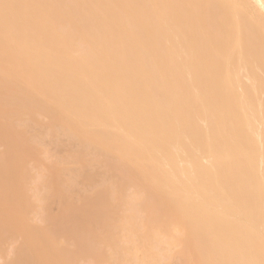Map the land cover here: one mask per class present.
Returning a JSON list of instances; mask_svg holds the SVG:
<instances>
[{"label": "bare ground", "instance_id": "6f19581e", "mask_svg": "<svg viewBox=\"0 0 264 264\" xmlns=\"http://www.w3.org/2000/svg\"><path fill=\"white\" fill-rule=\"evenodd\" d=\"M0 119V181L26 237L8 250L0 220L3 264H51L65 237L68 264H100L99 233L134 240L139 264H264V0H0ZM45 139L72 167L47 160L48 191L28 194Z\"/></svg>", "mask_w": 264, "mask_h": 264}, {"label": "rangeland", "instance_id": "374dc122", "mask_svg": "<svg viewBox=\"0 0 264 264\" xmlns=\"http://www.w3.org/2000/svg\"><path fill=\"white\" fill-rule=\"evenodd\" d=\"M2 121H3V120L0 119V123H1V124L3 123ZM36 127H37V125H35V129H37ZM33 128H34V127H33ZM39 128H40V127H39ZM27 129H29V131H30L32 128H31V129H30V128H27ZM27 129H26V130H27ZM26 130H25V131H26ZM32 130H33V129H32ZM34 131H35V130H34ZM26 132H27V131H26ZM26 132H24V134H22V136L24 135V137H25V136H27V135L29 134V133L27 132V135H25ZM30 132H31V131H30ZM31 134H33V132H31ZM44 135H45V134H44ZM44 135L41 134L42 137H43ZM24 137H23V138H24ZM27 137H29V136H27ZM27 137H26V138H27ZM47 137H49V136H46V138H47ZM44 138H45V137H44ZM44 138H43V141H44ZM50 138L54 139L52 136H50ZM50 138H48V140H49ZM24 139H25V138H24ZM41 139H42V138H41ZM41 139H40V140H41ZM62 139H63V138H62ZM50 140H51V139H50ZM43 141H41V142H43ZM51 141H52V140H51ZM53 141H54V140H53ZM45 142H47L46 139H45ZM47 143H48V144L45 145V146L43 145V144H45V143L42 144V145L44 146V148H45V150H44L43 146L41 147V148L43 149V151H42V149H39L40 147H38V151L41 150L42 152H46V153H47V154H41V155H45V156H44L45 159H43L41 156H39V157L41 158V160L43 159V160H42V163L40 164L39 162L36 161V162H37V164H36L35 161L33 162V160L30 159V160H32V163H33V164L30 163V164L27 165V166H29V169H30V175L32 176L31 179H33V181H34V182H31V179H29L30 181H28V184H29V185L27 184V187L29 186V189L27 188V189H28V191H27L28 194H30V193H34V192H32V191H33V188L35 189V185H36V188H38V191H36L37 189L34 190V191L39 192V191L41 190V191L39 192V194H40V193H41V195H42V194H43V195L46 194L45 191L47 190L48 187H47V186H44V187H43L42 184H35V179H37L38 177H39V179H40L41 175L43 176V174H45V173L47 174V169H48V167H46L47 169H45V165H43V163L46 162L47 160H48L47 162H49V161L52 162V160H55V158H56V161H57L58 159H61V163H59L60 161L58 162L59 165H62V166H60V167H64V166H66V167H68V168H69V166L72 167V165H71L72 163H71V162H68V160L65 161V159H63V157L69 159L68 157H66V152H68L67 149H68V146H69V145H68L67 147H66V145H64V146H61V147L56 148L58 145H57L56 147H53V146H55V145H53V144L50 145V144H49L50 142H47ZM53 143H54V142H53ZM38 144H39V143H37V146H38ZM40 144H41V143H40ZM65 144H68V142L65 143ZM61 145H62V144H61ZM40 146H41V145H40ZM4 147H5V146L0 145V151H4ZM1 148H2L3 150H2ZM60 148H61V149H60ZM69 149H70V148H69ZM47 150H48V151H47ZM39 152H40V151H39ZM69 152H70V150H69ZM40 153H41V152H40ZM64 153H65V154H64ZM48 154H49V155H48ZM67 154H68V153H67ZM52 155H53V156H52ZM37 156H38V155H37ZM37 156H36V157H37ZM47 156H48V157H47ZM39 157H38V158H39ZM36 159H37V158H35V160H36ZM50 159H51V160H50ZM62 159H63L64 161H62ZM30 160H29L28 162H30ZM44 160H45V161H44ZM63 162H64V164H63ZM67 162H68V163H67ZM39 164H40V165H39ZM35 165H39V166L36 167ZM59 165H58V167H59ZM46 166H48V165L46 164ZM49 166H50V165H49ZM76 166H77V165H76ZM60 167H59V168H60ZM74 167H75V165H74ZM77 167H80V166H77ZM77 167H75V168L77 169ZM88 167H89V166H88ZM88 167H87V168H88ZM90 167H91V166H90ZM69 169H70V168H69ZM89 169H90V168H89ZM91 169H92V167H91ZM44 170H45V171H44ZM62 170H63V171L61 172V174H62L63 172H64V173H63V175H61V176H63V177H61V178H64V179H60L58 188H59V187H64V186H66V184L68 183V182H67V181H68V180H67V179H68L67 177L69 176V174H68V176H64L65 173H66V175H67V172H66V170H64V169H62ZM48 171H49V170H48ZM37 173H40L41 175L39 176V174H37ZM48 173H49V172H48ZM37 175H38V176H37ZM34 177H36V178H34ZM65 177H66V178H65ZM70 178H71V177H70ZM73 178L75 179V178H77V177H73ZM73 178H71V180H74ZM1 179H2V181H4V178H3V177H2ZM39 179H38V180H39ZM64 180H67V181H66V184H62V183H65ZM71 180H69V181H71ZM79 180H80V179L77 178L76 182L78 183ZM2 181H0V220H1V221L4 220L6 224H10L11 222L9 221L10 218L8 217V216H9V213H8L7 207L13 202L14 199H11L10 196H9V193H8V191H7V183H6L5 181H4V183H3ZM36 181H37V180H36ZM61 181H62V182H61ZM29 182H30V183H29ZM60 182H61L62 185H60ZM74 182H75V180H74ZM76 182H75V183H76ZM69 183H70V182H69ZM71 183H72V182H71ZM77 183H76V185H77ZM73 184H74V183H73ZM79 184H80V183H79ZM38 185H39V186H38ZM63 185H64V186H63ZM76 185L74 184V186H76ZM81 185H82V183H81L80 185H78V187L80 186V188H81ZM30 186H31V187H30ZM41 186H42V187H41ZM72 186H73V185H72ZM72 186H71V187H72ZM74 186H73V187H74ZM82 186H83V185H82ZM73 187L70 188L71 190L68 189V190H69V191H68V195H70V196L75 195V192H73V190H74ZM80 188H79V189H80ZM86 188H87V187H86ZM75 190H76V192H77L78 188H77V189L75 188ZM29 191H30V192H29ZM47 191H48V190H47ZM71 192L73 193V195H71ZM14 194H17V193L14 192ZM34 194H35V193H34ZM34 194H33V195H34ZM36 196H37V194H36ZM32 197H33V196H32ZM39 197H40V196H39ZM73 197L75 198L76 196H73ZM35 198H36V197H35ZM35 198H34V201H36ZM37 198H38V196H37ZM16 199H19V198L16 197ZM32 199H33V198H32ZM74 200H75V199H74ZM76 200H77V199H76ZM76 200H75V201H76ZM54 201H55V200H54ZM54 201L52 200V202H54ZM37 202H38V201L34 202V204L36 203L37 205H39ZM52 202H51V203H52ZM55 202H57V201H55ZM77 202H78V201H77ZM77 202H76V203H77ZM51 203H49V207L51 206V207H52V210H53V211H51V213H53V212L56 211V213L59 214L58 212H60V208L57 209V207H58L57 204H53V203H52L53 205H51ZM57 203H58V202H57ZM72 203H73V202H72ZM76 203H75V204H76ZM36 204H35V206H36ZM58 204H59V203H58ZM75 204H74V205H75ZM56 206H57V207H56ZM38 208H39V207H38ZM38 208H37V206L34 207V209H38ZM34 209L32 208L33 212L30 210L32 214H31V213H30V214H29V213H28V214L26 213V216L29 217V218H28V219H29L28 222H29V224L31 225V228H32V230H30V231H34V232H35L34 234H36V235L38 236V238L40 239V242H41V243H45V242L47 241V238H48V235H46V234H48V232H47V228H46L48 225H47V222H46V221H41V220H40V219L42 218V213H40L41 210L38 209L40 212L37 211V212H38L37 216L33 215V214H35V213H34V211H35ZM49 209H51V208H49ZM49 209H48V210H49ZM56 209H57V210H56ZM35 212H36V211H35ZM49 212H50V211H49ZM56 213H54L53 216H55ZM7 214H8V215H7ZM70 214L73 215L72 213H70ZM68 215H69V214H68ZM68 215H67V218H65V219H68V218H71V217H72L71 215H69V217H68ZM70 216H71V217H70ZM40 217H41V218H40ZM34 218H35V219H34ZM39 218H40V219H39ZM116 218H118V220H117ZM69 220H70V219H69ZM69 220H68V222H69ZM72 220H73V217H72ZM116 220H117V221H116ZM49 221H50V220H49ZM49 221H48V222H49ZM70 221H71V220H70ZM114 221H116V222H114ZM119 221H121V222H119ZM53 222H54V223L56 222L55 219H54V221L50 222L49 224H51V223H53ZM69 223H70V222H69ZM69 223H68L67 226L70 225ZM72 223H73V222H72ZM72 223H71V224H72ZM113 223H116V224H113ZM120 223H121V225H122V218H121L119 215H118V216H115V217H114V220L111 221V224H112L111 228H113L114 230H116L115 233L113 232V233H114V235H113L114 237H115L116 235H119V234L122 232V228H121ZM57 224H58L57 222H56L55 225L52 224V226H54L56 229H55L54 227H52L51 225H49V227L54 228V230L52 229L53 231H56V230H58V229H59L58 231H61V230H60V225L57 226ZM115 225H116V226H115ZM67 226H66V228H67ZM72 226H73V225H72ZM114 226H115V228H114ZM9 227H10V230H11V231H9V232L12 233V234H11L12 236L9 238V235H7V234H10V233L5 232V235H7V237H8L9 239L7 240V239H6V236H5V237H4L5 239H3V240L8 241V243H5V241L2 240V242H4L5 244H8V247H7V245H6V246L4 245L7 249H8V248H9V249H12V247H15V246H13V245H18V244H20V243H24V242H26V237H25L23 234L21 235V233L17 231V227H16L15 224L11 223V224L9 225ZM49 227H48V228H49ZM61 227H62V226H61ZM64 227H65V226H64ZM38 228H39V229H38ZM41 228H42V229H41ZM68 228H69V227H68ZM68 228H67V229H68ZM70 228H71V231H72V230H73V229H72L73 227L70 226ZM70 228H69V229H70ZM50 229H51V228H50ZM62 229H63V227H62ZM113 229H112V231H114ZM39 230H40V231H39ZM64 230H65V228L63 229V231H64ZM117 230L119 231V234L117 233V232H118ZM63 231H62V232H63ZM65 231H67V230H65ZM65 231H64V232H65ZM56 232H57V231H56ZM64 232H63L62 235H60L59 237L63 236V234H66V233H64ZM137 232H138V231H137ZM6 233H7V234H6ZM69 233H70V232H69ZM138 233H139V232H138ZM141 233H142V232H141ZM67 234H68V233H67ZM67 234H66V235H67ZM70 234H71V233H70ZM70 234H69V235H70ZM20 235H21V237H20ZM99 235H100V236H99ZM99 235H98V236H99L100 240H102L101 243L99 244V246H100V248H101L102 250H105V249H106V250H105L106 253L103 252V253H104V257H103V259H102L103 262L101 261L100 264H102V263H103V264H104V263H105V264H111L112 257H113V260H114V262H112L113 264H121V263L124 264V263H123V259L120 258V257H121V256H120V255H121V254H120V251H121V250H122V251H121L122 254L124 255V258L127 257V261H126V258H125V261H124L125 264H126V263H129V264H139V263H138V260L140 259V257H141L142 254L140 253L141 255H139V252H140V251H139V249L137 248V247H139V245H135V244L133 245V243L135 242L134 240H130V241H129L130 243H129V242H126L125 238H123V237L120 238V239H118L119 241H120V240L125 241V243L128 245V247H127L126 244H125L126 246H124V242H123V241L118 242V243L120 244V245H119V244L117 243L118 240L114 239L113 237H112L113 239H111V237L104 236V233H99ZM101 235H102V236H101ZM64 236H65V235H64ZM18 237H19V238H18ZM64 239L66 240V239H68V237H67V238L65 237ZM65 240H64V241H65ZM107 240H108V242H107ZM64 241H63V238H62V240L60 241V243H59V244H56V245L54 246V248L51 250V252L53 253L54 257L56 258V259H50V263H51V264H52V263H57V264H68L65 260H63V257H64V251H63V248L60 249L61 245L64 244ZM114 241H115V242H114ZM131 241H132L133 243H132ZM4 243H2V244H4ZM122 243H123V245H122ZM136 244H137V243H136ZM10 245H11V246H10ZM104 245H105L106 247H108V249H110V250H112V248H114L115 251L117 250L116 253H115V251H114V249H113V251H111V254H112V255H110V253H109L110 250H108ZM130 245H131V246H130ZM132 245H133V247H132ZM1 246H3V245H1ZM1 246H0V249H1ZM9 246H10V247H9ZM140 246H141V244H140ZM5 247H4V248H5ZM6 248H5V249L2 248V249L8 251L9 249L7 250ZM104 248H105V249H104ZM116 248H117V249H116ZM139 248H140V247H139ZM2 249H1V251H0V255H1V253L3 254ZM126 249H127V250H126ZM136 249H138V250L136 251ZM12 250H13V249H12ZM118 250H120V251H118ZM129 250H130V251H133V252H130ZM107 251H108V253H107ZM4 252H5V251H4ZM124 252H126V255L124 254ZM135 252H138V254L135 253ZM7 253H8V252H7ZM10 253H11V251H10ZM10 253L7 254L6 256L8 257V256L10 255ZM129 253H130V254L133 253V254H131V255H132V256L134 255L135 258L137 257L138 259L136 258V259H133L134 261H133V260L130 261V258H129V257L132 258V256H131ZM4 254H5V253H4ZM12 254H13V253H12ZM114 254H115V257H116V258H114V256H113ZM119 254H120V255H119ZM107 255H109V256H107ZM116 255H117V256H116ZM123 255H122V257H123ZM138 255H139V256H138ZM1 256H2V255H1ZM10 257H11V256H10ZM13 257H14V256H13ZM108 257H109V258H108ZM110 257H111V258H110ZM118 257L120 258V262L122 261L121 263H119V258H118ZM3 258H5V257L0 258V264H3V262L5 263V261H3V260H4ZM133 258H134V257H133ZM13 259H14V258H13ZM107 259H108V260H107ZM109 259H111V260H109ZM5 260H6V258H5ZM8 260H10V259L8 258ZM84 261H87L86 263L89 264L88 262H89L90 260L81 259V261L79 260V262H77V263L80 264V263L83 262L82 264H84V263H85ZM135 261H136V262H135ZM6 262H7V260H6ZM9 262H10V261H9ZM9 262H7V263H9ZM90 262H92V261H90ZM132 262H135V263H132ZM7 263H6V264H7ZM86 263H85V264H86ZM92 264H93V262H92Z\"/></svg>", "mask_w": 264, "mask_h": 264}]
</instances>
